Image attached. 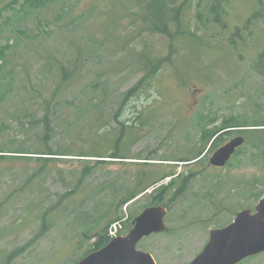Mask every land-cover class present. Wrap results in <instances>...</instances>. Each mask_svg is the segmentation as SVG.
<instances>
[{"label": "rangeland", "instance_id": "obj_1", "mask_svg": "<svg viewBox=\"0 0 264 264\" xmlns=\"http://www.w3.org/2000/svg\"><path fill=\"white\" fill-rule=\"evenodd\" d=\"M10 1L0 0V264H76L109 220L128 232L163 185L168 229L138 244L158 264H189L211 229L256 211L264 161L249 147L222 169L208 168L210 151L194 161L204 131L264 119V0H167L188 3L195 34L174 38L146 28L150 0ZM145 175L167 177L121 203ZM238 264H264V252Z\"/></svg>", "mask_w": 264, "mask_h": 264}, {"label": "water", "instance_id": "obj_2", "mask_svg": "<svg viewBox=\"0 0 264 264\" xmlns=\"http://www.w3.org/2000/svg\"><path fill=\"white\" fill-rule=\"evenodd\" d=\"M243 143V137L234 138L215 153L212 164L224 166ZM167 213L164 205L145 208L133 220V227L126 235L111 239L76 264H158L154 255L140 250L138 244L144 237L167 231ZM263 252L264 197L257 204L255 212L244 209L227 226L212 229L207 244L189 264H238Z\"/></svg>", "mask_w": 264, "mask_h": 264}, {"label": "trees", "instance_id": "obj_3", "mask_svg": "<svg viewBox=\"0 0 264 264\" xmlns=\"http://www.w3.org/2000/svg\"><path fill=\"white\" fill-rule=\"evenodd\" d=\"M11 2L12 1L7 3L9 4L8 7L12 6V3H17L16 5L22 4V5H29L32 8H39L38 5H43L47 3L48 0H14L12 3ZM187 4H188L187 2H183V3H179L178 5H175L173 8H169L167 4V0H150L145 6V13L143 14V17H144L143 23H146L149 25L146 28L151 30V32L163 33L173 38L177 35H189L190 37H192L195 34L189 25V19L191 18V15L187 11V6H188ZM1 57L5 60V53L1 54ZM262 58L264 59V53H262ZM142 64L144 67L149 66V61L147 60V57H145V54L142 60ZM153 67L154 65H151V68ZM2 70H3V65H0V72H2ZM147 77L149 78L147 79L142 78L137 84H135V86H133L129 90V92L127 93L128 97L136 94L138 92V89L143 88L146 84L152 85L151 80L153 79L152 78L153 75L147 76ZM68 78L71 79V77H69V73L66 70H64L63 80L66 81L68 80ZM254 123H257V122H253L252 124H249V126L255 125ZM244 125H248V123H245ZM224 126L236 127L239 125L228 123V124H224ZM50 132H51V126L48 125V134H50ZM204 132L206 133V131ZM210 137H211V134L209 132L208 139H210ZM73 151L74 150L72 149L62 154L78 155V154H75ZM1 152H5V151L1 150ZM43 154H48V153H43ZM51 154H54V153H51ZM111 154H112L111 156H107V157H118V155H120L121 157H124L119 153H111ZM79 155L89 156V155H85L82 153ZM90 156L95 157V155H90ZM43 158H48V157H43ZM99 161H104V160H99ZM106 161H110V160H106ZM146 176L147 175L142 176V177H135L136 180L134 182V186L131 192L128 193V195H126V197L122 199L121 203L129 202L135 196H138L139 194L143 193L147 189H150L151 187L155 186L157 182L167 177L166 175L165 177H162V179L159 180L155 178H152V179L146 178ZM168 176H172V174H169ZM164 186L165 185H163L161 189L159 188L154 189L155 191L153 193H157V195L154 196L156 200V201L154 200V203L156 204L159 203V200L162 197V194L160 193V191L163 189ZM156 204H152V205H156ZM112 221L113 219L107 222L105 227L102 229L101 233H98V234L96 233V241L94 242L93 248L91 250L100 249L101 247L105 246L111 240L108 235V227Z\"/></svg>", "mask_w": 264, "mask_h": 264}, {"label": "flooded vegetation", "instance_id": "obj_4", "mask_svg": "<svg viewBox=\"0 0 264 264\" xmlns=\"http://www.w3.org/2000/svg\"><path fill=\"white\" fill-rule=\"evenodd\" d=\"M256 122L257 123H254L255 125H251V126H249V124L248 125H241L239 128L220 125L218 127H214L212 129H210L209 132L211 134V137H210L211 141H210L209 147L207 149L200 151L199 156L197 157L198 160L194 161V164L199 163L201 161V159H203L205 156H207L209 154L208 158H207V164L204 161L209 169L214 170V169L225 168L227 166V164L229 163V161H231V159H233L236 155H238L242 152V148H244V147H246V148L249 147L247 149H251L253 151V153H254V155H252L253 157H260L264 161V119L258 120ZM214 123L215 122H210V125H212ZM204 134L206 135V137L209 136L208 133L206 134L204 132ZM238 136H241L244 138V143L236 149V151L231 155V157L227 161V163L224 166H218V165L212 164V158L215 155V153L221 147H223L227 143L231 142L234 138H236ZM134 199H136V196L133 199H131L130 201H132ZM168 212H169V209H168ZM131 225L133 226V220L131 222ZM222 227H225V226H222ZM222 227H219V228H222ZM211 230H210V232H211ZM210 232H209V238H210ZM209 238H208V240H209Z\"/></svg>", "mask_w": 264, "mask_h": 264}, {"label": "built area", "instance_id": "obj_5", "mask_svg": "<svg viewBox=\"0 0 264 264\" xmlns=\"http://www.w3.org/2000/svg\"><path fill=\"white\" fill-rule=\"evenodd\" d=\"M122 228V224L121 222L117 221V222H114L110 229H109V235L110 237H116L120 231V229Z\"/></svg>", "mask_w": 264, "mask_h": 264}]
</instances>
